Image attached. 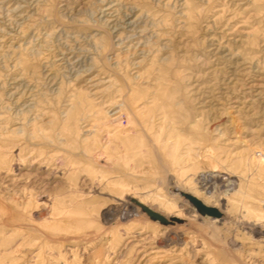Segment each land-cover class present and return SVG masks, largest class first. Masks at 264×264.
I'll return each mask as SVG.
<instances>
[{
  "label": "rangeland",
  "instance_id": "1",
  "mask_svg": "<svg viewBox=\"0 0 264 264\" xmlns=\"http://www.w3.org/2000/svg\"><path fill=\"white\" fill-rule=\"evenodd\" d=\"M0 264H264V0H0Z\"/></svg>",
  "mask_w": 264,
  "mask_h": 264
},
{
  "label": "water",
  "instance_id": "2",
  "mask_svg": "<svg viewBox=\"0 0 264 264\" xmlns=\"http://www.w3.org/2000/svg\"><path fill=\"white\" fill-rule=\"evenodd\" d=\"M188 199H189L190 203L195 206V208L197 209V212L200 215L209 216V217H213V218H219L221 216V213L217 209L204 205L201 201L197 200L196 198L189 196ZM141 208L143 209V211H145L148 214V216L152 220H158L162 224L169 223V221L167 219H165L161 214L153 211L152 209H150L146 206H143V205L141 206Z\"/></svg>",
  "mask_w": 264,
  "mask_h": 264
},
{
  "label": "bare ground",
  "instance_id": "3",
  "mask_svg": "<svg viewBox=\"0 0 264 264\" xmlns=\"http://www.w3.org/2000/svg\"><path fill=\"white\" fill-rule=\"evenodd\" d=\"M201 178H203L202 180L204 181V184L202 185L203 186V189H207V187L209 186H211L213 183H216V181H218V180H220L219 178H217V177H213L212 175H206L205 177H201ZM219 182V181H218ZM217 184V183H216ZM214 185V184H213ZM178 191V190H177ZM178 192H180L181 194H183V196L185 197V199L186 200H188L189 201V196H191V197H193L192 195H189V194H187V193H184V192H182V191H178ZM214 197V196H213ZM193 198H195V197H193ZM130 200H134L132 197L131 198H129ZM197 199V198H196ZM198 200V199H197ZM221 199H220V197L218 196L217 198H216V201L217 202H219ZM200 201V200H199ZM190 202V201H189ZM215 202V201H214ZM221 202V201H220ZM140 208H141V206L143 205V206H145L141 201L139 202V201H136L135 202ZM168 206V205H167ZM172 207H174L173 205H169L167 208H172ZM213 208V207H212ZM216 209V208H215ZM179 215V214H178ZM175 216H177L176 214H175ZM164 217V216H163ZM165 218V217H164ZM171 218H177V217H171ZM166 219V218H165Z\"/></svg>",
  "mask_w": 264,
  "mask_h": 264
}]
</instances>
